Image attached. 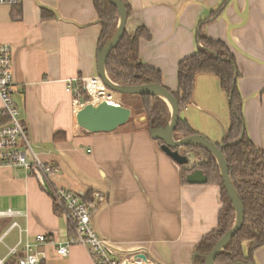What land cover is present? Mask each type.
<instances>
[{"label": "crops", "instance_id": "0c3cea01", "mask_svg": "<svg viewBox=\"0 0 264 264\" xmlns=\"http://www.w3.org/2000/svg\"><path fill=\"white\" fill-rule=\"evenodd\" d=\"M126 2L131 12L125 32L148 31L149 39L139 42L140 61L161 73L170 93L177 91V66L195 54L199 34L225 44L240 75L247 134L264 154V0ZM100 32L92 0L0 3V45L11 48L13 99L33 165L30 170L0 166V213L11 212L0 216V260L5 264H17L6 258L19 239L13 223L23 241L49 237L41 264H94L79 245L70 246L66 256L57 254L58 244L68 240V225L55 213L42 179L82 198L100 194L92 225L100 237L133 252L135 264H194L198 245L218 227L220 188L183 182L180 165L151 138L143 114L133 112L131 120L108 133L79 127L76 116L87 103L79 80L98 76ZM180 116L198 135L222 142L229 109L214 75L197 76L191 103ZM56 135L61 139L55 140ZM177 150L188 157V165L197 160L184 147ZM37 163L55 171L42 174ZM253 259L264 264V246Z\"/></svg>", "mask_w": 264, "mask_h": 264}, {"label": "trees", "instance_id": "16d2710c", "mask_svg": "<svg viewBox=\"0 0 264 264\" xmlns=\"http://www.w3.org/2000/svg\"><path fill=\"white\" fill-rule=\"evenodd\" d=\"M92 1L101 26L98 41L100 47L102 43L112 37L119 16L117 9L108 0ZM121 1L125 5L127 17H129L130 5L126 0ZM220 9L213 12L209 19H214ZM141 39H149V33L143 27L136 29L133 34L124 33L119 44L106 59V75L113 83L120 86L137 87L156 84L163 87L161 73L144 66L140 61L139 42ZM200 74L214 75L219 80L221 90L227 99L229 128L225 138L216 146L221 149L227 163L228 176L244 209L241 228L232 237L230 243L216 255L214 263L254 264V253L264 246V154L254 146L247 134L244 100L238 89L240 75L233 54L221 41L208 39L199 34L195 54L179 62L177 91L172 93L178 104L179 118L173 135L176 140L198 135L181 118L180 112L191 103L195 80ZM121 96L122 106L125 104V107L131 108L136 114L144 115L148 132L152 127H164L169 121L168 106L161 98L151 94ZM89 100V96L84 95L83 101L88 102ZM54 139L60 140L61 138L56 135ZM157 142L162 145L161 141ZM184 148L197 160L193 165L179 166L183 182L187 183V176L194 171H201L206 177V185H216L220 188L222 208L218 215V227L198 245L197 255L194 257V264H204L205 256L231 228L235 213L223 188L222 178L214 156L201 146L188 145ZM54 171V167L51 166L49 173ZM46 184L50 190L48 194L52 197L55 213L63 216V211L56 198L60 189H56L51 183ZM82 199L91 201L90 193ZM68 233L69 236L72 233L69 226Z\"/></svg>", "mask_w": 264, "mask_h": 264}, {"label": "built area", "instance_id": "2783aa9c", "mask_svg": "<svg viewBox=\"0 0 264 264\" xmlns=\"http://www.w3.org/2000/svg\"><path fill=\"white\" fill-rule=\"evenodd\" d=\"M17 1L0 0V3H16ZM79 83L89 96L90 100L87 103H99V100H95L91 94L90 85L97 87V91L107 90L98 76L81 78ZM107 91L114 94V98L112 101H104L113 106H121L116 93ZM13 92L11 48L9 45H0V166L21 167L30 170L33 165L30 163L27 152H30L31 148L20 118V110L13 99ZM36 166L42 174L49 173L48 165L37 163ZM56 198L63 211V217L72 230L68 240L63 244H58V255L66 256L70 246L79 245L88 251L94 264H135L133 252L118 248L115 244L100 237L95 231L92 225V217L98 203L102 201L100 194L95 193L91 201H85L74 192L60 189ZM10 214L11 212L8 211L4 214L0 213V216ZM11 228L18 229L19 239L16 245L7 249L6 258H14L17 264H41L44 261L42 249L50 241L49 237L41 234L35 236L34 241H23L21 239L22 230L19 225L13 223ZM0 264H5L4 260H0Z\"/></svg>", "mask_w": 264, "mask_h": 264}, {"label": "water", "instance_id": "95a60500", "mask_svg": "<svg viewBox=\"0 0 264 264\" xmlns=\"http://www.w3.org/2000/svg\"><path fill=\"white\" fill-rule=\"evenodd\" d=\"M108 1L117 9L119 17L116 30L112 37L107 42L102 43L98 48L97 75L101 79L102 83L112 92L120 95L151 94L157 96L161 98L168 105V107H170V118L167 124L164 127H152L149 130V134L153 140L162 142L161 150L178 165H186L188 163V157L181 155L177 150L188 145H197L205 148L214 156L218 164L220 176L223 182V188L233 206L235 218L231 228L205 257L204 264H214L216 255L230 243L232 237L241 228L244 219L243 205L228 176L227 163L222 155L221 149L217 147L216 144L208 141L206 138L200 135L190 136L180 140H176L174 138L173 132L178 122L179 108L173 94L168 90L156 84H147L137 87L120 86L114 84L107 77L105 72L106 59L110 52L119 44L120 40L122 39L125 33V25L127 21V12L124 3L121 0ZM132 116L133 110L129 107L122 105L113 106L106 101H101L99 103H86L83 105L79 110L76 119L79 127L89 133H108L125 125L129 120L132 119ZM37 171L38 170H36V173H38ZM187 182L189 184H204L206 183V177L201 171H194L187 176ZM40 184L43 186L44 190L47 191V193H50V190L43 179L41 180Z\"/></svg>", "mask_w": 264, "mask_h": 264}, {"label": "bare ground", "instance_id": "6f19581e", "mask_svg": "<svg viewBox=\"0 0 264 264\" xmlns=\"http://www.w3.org/2000/svg\"><path fill=\"white\" fill-rule=\"evenodd\" d=\"M98 85L101 88L100 84H98ZM96 88L97 87L90 85V92L93 95V97L95 98V100H99V102L104 101V100L112 101L113 98H110V93H108L107 90L97 91Z\"/></svg>", "mask_w": 264, "mask_h": 264}, {"label": "rangeland", "instance_id": "374dc122", "mask_svg": "<svg viewBox=\"0 0 264 264\" xmlns=\"http://www.w3.org/2000/svg\"><path fill=\"white\" fill-rule=\"evenodd\" d=\"M118 22V21H117ZM116 27H117V24H116ZM116 30V29H115ZM115 84V83H114ZM105 86V85H104ZM105 88L107 89V90H110V89H108L106 86H105ZM111 91V90H110ZM108 93H110V92H108ZM115 93V92H114ZM116 95H117V98H118V100H119V102L121 103V104H123L122 103V100H121V95L120 94H117L116 93ZM110 98H114V94H112V93H110ZM124 106V105H123ZM168 106V105H167ZM168 109H169V112H170V107H168ZM134 113H135V111H133ZM235 218V217H234Z\"/></svg>", "mask_w": 264, "mask_h": 264}]
</instances>
